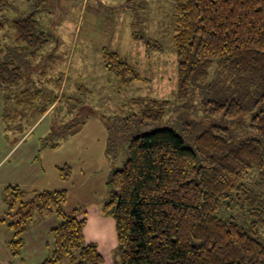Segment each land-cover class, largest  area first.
<instances>
[{
	"label": "trees",
	"instance_id": "1",
	"mask_svg": "<svg viewBox=\"0 0 264 264\" xmlns=\"http://www.w3.org/2000/svg\"><path fill=\"white\" fill-rule=\"evenodd\" d=\"M13 2L0 0V32L8 25L16 34L13 46L0 44V99L2 121L20 130L30 117L37 123L59 99L44 104L47 94L38 85L35 90L26 87L25 68L47 41L36 12L5 18V12H17ZM173 3V97L183 105L165 120L169 101L131 100L138 106L130 115L137 134L130 139L127 157H120L121 168L106 180L108 202L102 208L114 219L117 264H264L257 231L264 219L246 229L218 215L233 198L264 212V190L253 192L244 185L257 171L264 187V0ZM151 48L160 49L148 42ZM104 58L107 70L123 85L142 80L117 53L105 51ZM194 98L201 116L191 110ZM106 130L109 138L110 128ZM50 135L48 131L40 139L41 149L59 147L48 140ZM57 172L62 182L70 180L71 167H57ZM1 199L6 211L0 225L14 233L7 245L13 258L21 255L28 224L54 215L61 223L50 231L52 255L42 264H60L63 258L68 264H104L95 244L84 245V207L65 212L67 191L8 186Z\"/></svg>",
	"mask_w": 264,
	"mask_h": 264
},
{
	"label": "rangeland",
	"instance_id": "2",
	"mask_svg": "<svg viewBox=\"0 0 264 264\" xmlns=\"http://www.w3.org/2000/svg\"><path fill=\"white\" fill-rule=\"evenodd\" d=\"M15 2L12 5L17 12L9 10L5 12V18L17 17L19 11L23 14L36 12V21L47 41L31 66L25 68L28 74L24 78L26 87L35 90L38 85L42 95L47 94L42 99L44 104L54 97L60 100L49 110V116L42 117L37 123L36 117L27 119L23 127L31 131L21 142V150L38 145L42 134L51 131L48 140L56 141L59 147L41 154L46 182L52 181L49 190L67 191L68 200L64 207L67 214H71L74 208L84 207L86 216L84 212L80 214V218L87 220L83 231L84 245L95 244L104 264H117L114 219L104 214L102 208L108 202L106 180L121 168L120 157H127L130 139L137 134L136 123L130 115L137 112L138 106L131 104V100L141 97L169 101L165 120L171 118L175 107L183 105L175 102L173 97L177 90L173 0ZM15 39L11 27L4 26L0 32V44L6 42L13 46ZM148 42L157 44L160 49H147ZM105 51L117 53L133 65L142 80L123 85L119 77L107 70ZM198 101V98L192 100L191 110L201 116ZM79 120L84 124L79 126ZM107 127L110 128L109 138ZM16 138L20 140L22 135L4 132L0 123V153L14 146ZM108 147L110 152L105 151ZM49 153L52 156L46 158ZM64 165L71 167L72 172L67 183L58 180L57 168L55 170V166ZM258 180L257 171H253L244 185L253 192L263 191ZM233 199L221 205L218 212L221 218L234 219L246 229L251 223L264 219L261 209ZM35 218L27 228L28 234L32 233V239L30 236L26 239L29 246L22 248L21 256L14 264H42L52 255L51 237L49 239L34 229L41 223ZM257 231L264 244V225L260 222ZM43 240L50 242V249L39 245ZM3 255L0 249V264H9ZM68 261L63 258L60 264H68Z\"/></svg>",
	"mask_w": 264,
	"mask_h": 264
},
{
	"label": "crops",
	"instance_id": "3",
	"mask_svg": "<svg viewBox=\"0 0 264 264\" xmlns=\"http://www.w3.org/2000/svg\"><path fill=\"white\" fill-rule=\"evenodd\" d=\"M0 120L4 132L12 133L15 136L22 135V139H15L16 143L14 146L9 147L5 152L0 153V217L6 211V206L2 202L1 194L2 191L8 186H18L24 191H51L49 190V184L52 181L46 182V169L44 167V161H42L41 154L43 152L52 151L55 149H41L40 148V139L45 137L46 134L38 140V145H33V148L21 150V142L24 138L28 137L30 134L29 129H20L16 130L15 128H7L6 124L2 121V115L4 112V102L0 101ZM49 111L45 116H49ZM44 117V116H43ZM42 119V118H41ZM3 122V123H2ZM22 122H20L21 124ZM33 128V127H32ZM49 131V130H47ZM46 158L52 156L51 153L45 155ZM58 166H55V170ZM59 181V176L57 177ZM57 180V179H56ZM62 182V181H61ZM64 183V182H63ZM60 221L54 215L46 217L41 223L36 224L37 226L34 229L41 231L42 233L51 237L50 231L60 225ZM30 232V231H29ZM30 236L32 239V233L26 231L22 236L24 240V247L29 246L28 240L26 239ZM14 240V233L10 231L6 225H0V249L3 252L5 261H8L9 264H14L17 262L18 258H13L8 249V243ZM52 240V237L51 239ZM53 242V241H52ZM50 242L43 240L39 245L47 247L50 249L52 245ZM31 244V242H30ZM46 254V252H45ZM45 254L43 257H45ZM21 256V255H20Z\"/></svg>",
	"mask_w": 264,
	"mask_h": 264
}]
</instances>
